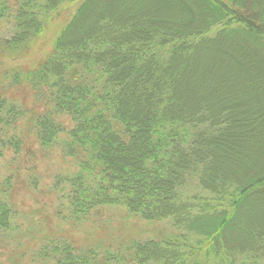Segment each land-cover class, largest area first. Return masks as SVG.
Segmentation results:
<instances>
[{
	"label": "trees",
	"instance_id": "1",
	"mask_svg": "<svg viewBox=\"0 0 264 264\" xmlns=\"http://www.w3.org/2000/svg\"><path fill=\"white\" fill-rule=\"evenodd\" d=\"M200 2L204 25L187 29L132 0H0L5 57L27 55L57 26L42 62L1 70L2 85L29 87L46 108L0 94V158L6 149L18 153L28 133L76 167L52 185L62 224L116 207L150 229L103 249L47 230L39 239L28 227L24 235L39 244L35 262L264 264V228L243 217L248 202L264 208V173L240 183L217 163L224 151L235 153L233 141L260 138L264 117H234L215 100H199L203 85L187 74L196 53L225 39L247 42L264 62V8L257 0L254 16L253 0ZM10 191V179L0 182L3 235L22 230ZM158 224L163 228L152 229Z\"/></svg>",
	"mask_w": 264,
	"mask_h": 264
},
{
	"label": "rangeland",
	"instance_id": "2",
	"mask_svg": "<svg viewBox=\"0 0 264 264\" xmlns=\"http://www.w3.org/2000/svg\"><path fill=\"white\" fill-rule=\"evenodd\" d=\"M249 0H247L248 2ZM256 1L249 9L254 16L259 9L255 8ZM142 3L141 9L156 17L174 21L187 29L199 28L204 25V9L200 0H132ZM243 5L248 8V3ZM264 8V0H258ZM58 25L60 23H57ZM5 23H0V35L4 32ZM54 30L49 29L46 38L37 40L30 53L13 59L0 54L1 70L9 66L30 68L42 62L51 50ZM218 46H211L196 53L192 67H187L189 76L198 75V99L215 100L214 107L228 109L237 115H261L264 117V62L259 56L260 51L247 42L240 43L237 39H225ZM259 53V54H258ZM194 55V56H195ZM232 55L233 57H229ZM201 76V77H199ZM201 83V84H200ZM193 85L194 84H190ZM0 94L16 101L28 109L42 111L45 104L37 101L34 92L27 86L7 88L1 84ZM62 121L67 127L72 123L69 118ZM246 125V120H241ZM255 135L244 141H233L235 153L226 151L218 159L219 169L226 178H232L240 183L247 178H259L264 173V133L260 138ZM254 140V141H253ZM247 144V145H246ZM218 168V167H217ZM76 170L71 158H65L60 149L47 150L26 133V140L18 153L5 151L0 158V182L10 179V199L17 205L19 220L22 225L20 233L10 235L0 234V264H39L34 261L33 251L38 248V241H30L24 230L32 229L31 234H39V239L47 231L69 237L76 246L91 247L102 245H117L128 239L132 234L146 235L149 227L136 219H126L124 212L116 207H105L101 212L92 215L82 224H62L55 209L59 197L52 188L57 175ZM243 217L247 224L264 228V208L256 203L248 202ZM162 229L158 224L152 229ZM25 234V235H24Z\"/></svg>",
	"mask_w": 264,
	"mask_h": 264
}]
</instances>
